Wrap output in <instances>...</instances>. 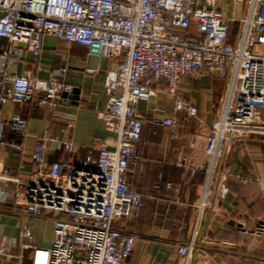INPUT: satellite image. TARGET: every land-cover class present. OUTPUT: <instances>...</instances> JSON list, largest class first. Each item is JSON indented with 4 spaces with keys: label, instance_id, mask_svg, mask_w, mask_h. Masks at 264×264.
<instances>
[{
    "label": "built area",
    "instance_id": "2783aa9c",
    "mask_svg": "<svg viewBox=\"0 0 264 264\" xmlns=\"http://www.w3.org/2000/svg\"><path fill=\"white\" fill-rule=\"evenodd\" d=\"M237 1L239 11L246 14L239 20V42L232 44L230 23L235 19L226 17L214 0H0V61L21 60L22 49L14 45H22L36 63L43 37L52 36L83 45L90 55L106 57L113 64L105 74L109 98L102 118L116 135V145L109 148L96 139L92 146L96 156L89 152L78 165L67 161L46 165L52 142L67 152L75 151L71 140L59 141L48 129L31 151L32 161L45 170L37 171L40 178L25 191L29 222L22 225L18 243L30 249V264L40 260L43 264H136L131 258L136 237L121 225L144 199L128 179L129 169L142 157L138 144L143 116L137 106L167 92L175 98L174 115L165 118L163 125L173 127L181 111L196 117L197 108L176 93L184 76L208 75L225 86L222 110L210 134L196 137L207 163L189 164L186 156L179 161L189 169L191 179L199 172L209 174L202 202L206 204L212 175L218 173L227 147L258 125L257 112L264 110V0ZM3 41L11 48L2 49ZM65 72L58 69L40 80L0 69V104L36 100L55 108L70 91L62 80ZM7 130L26 137L28 121L16 113L5 117L0 110V146L23 153L24 146L14 144ZM193 146L197 148V141ZM2 177L9 179L10 170L4 169ZM221 180L215 195L223 198L228 189L225 178ZM163 186L160 173L155 188ZM166 187L177 190L171 183ZM48 213L55 222L53 244L34 246L30 222L47 218ZM263 232L260 224L254 234ZM192 250V243L179 248L185 264ZM7 258L24 264L10 246L0 247V264ZM257 264H264V257Z\"/></svg>",
    "mask_w": 264,
    "mask_h": 264
},
{
    "label": "crops",
    "instance_id": "0c3cea01",
    "mask_svg": "<svg viewBox=\"0 0 264 264\" xmlns=\"http://www.w3.org/2000/svg\"><path fill=\"white\" fill-rule=\"evenodd\" d=\"M2 45V49L11 48L6 41ZM14 46L22 49V59L12 64L1 60L0 69L47 80L52 72L65 68L62 80L70 87L55 108L36 100L0 104L5 117L16 113L28 121L26 137L6 131L14 144L24 146L23 153L11 146H0V247L10 246L13 254L22 256L24 264H30V249L18 243L22 225L29 222L25 191L40 178L37 171L45 170V166L32 161L31 151L48 129L59 141L71 140L75 151L67 152L52 142L45 156L46 165L63 161L78 165L92 152L96 139L103 140L109 148L116 145V135L102 118L109 98L105 74L113 69V64L106 57L90 55L83 45L52 36L43 37L36 63L22 45ZM89 69L96 72L91 74ZM162 86L167 88L166 83ZM176 93L188 99L198 112L196 117H189L185 111L177 113L173 127L162 124L174 115L175 98L169 93L161 92L137 106L143 116L138 144L142 157L129 169L128 179L144 199L121 225L136 237L131 258L136 264H185L179 248L192 243L188 264H257L258 258L264 257V232L261 236L254 234L260 224L264 226V110L257 112L258 125L244 131L238 141L227 147L218 173L212 175L203 206L209 174L199 172L191 179L189 169L179 161L186 156L189 164L207 163L201 140L196 137L210 134L222 110L225 86L208 75L184 76ZM92 154L96 156L97 152ZM4 169L10 170L7 180L2 177ZM160 173L164 186L158 190L155 182ZM221 178H225L228 189L223 198L215 195L221 188ZM167 183L177 190L168 189ZM15 189L17 194L12 193ZM47 215L30 222L34 246L50 248L53 244L55 222L50 213ZM2 264H14V259L7 258Z\"/></svg>",
    "mask_w": 264,
    "mask_h": 264
},
{
    "label": "rangeland",
    "instance_id": "374dc122",
    "mask_svg": "<svg viewBox=\"0 0 264 264\" xmlns=\"http://www.w3.org/2000/svg\"><path fill=\"white\" fill-rule=\"evenodd\" d=\"M215 3L223 10L224 15L230 19H235L230 23V38L232 44L239 42L238 34L241 32L239 20L245 17L246 11H239L237 0H214Z\"/></svg>",
    "mask_w": 264,
    "mask_h": 264
},
{
    "label": "water",
    "instance_id": "95a60500",
    "mask_svg": "<svg viewBox=\"0 0 264 264\" xmlns=\"http://www.w3.org/2000/svg\"><path fill=\"white\" fill-rule=\"evenodd\" d=\"M75 93H76V91H75Z\"/></svg>",
    "mask_w": 264,
    "mask_h": 264
}]
</instances>
